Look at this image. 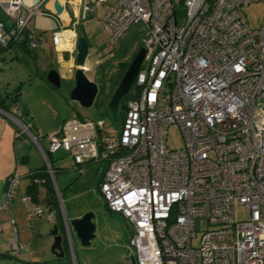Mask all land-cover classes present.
I'll list each match as a JSON object with an SVG mask.
<instances>
[{"label": "built area", "instance_id": "1", "mask_svg": "<svg viewBox=\"0 0 264 264\" xmlns=\"http://www.w3.org/2000/svg\"><path fill=\"white\" fill-rule=\"evenodd\" d=\"M96 2L111 42L132 24L146 27L137 94L125 102L118 131L103 120L73 119L46 137L47 150L38 145L51 181L49 156L60 150L73 168L105 161L98 189L108 210L131 226L135 264H264V24L250 27L243 13L264 0ZM3 9L11 23L0 20L5 47L38 11L21 0ZM58 34L51 35L55 47ZM47 43L28 35L32 50ZM170 127L181 132L178 151L166 145ZM19 181L9 177L1 210L16 198ZM23 202L33 204L30 214L44 215L30 195ZM237 203L247 219H235ZM12 247L19 250L16 239Z\"/></svg>", "mask_w": 264, "mask_h": 264}, {"label": "rangeland", "instance_id": "2", "mask_svg": "<svg viewBox=\"0 0 264 264\" xmlns=\"http://www.w3.org/2000/svg\"><path fill=\"white\" fill-rule=\"evenodd\" d=\"M178 2L179 0L176 2L177 7H179ZM89 5L93 7L95 20L91 23L93 29L91 39L87 40L90 47L91 70L85 75L96 84L98 89L90 107L84 108L70 99V93L74 87L73 79L60 78L58 88L47 81L48 73L55 69L49 55L36 51L37 57L35 58L31 52L23 53V51L14 49L0 52V75L1 78L3 76L0 80V96H4L6 101H9L6 97L15 99L12 104L18 111L16 112L17 118L28 131V133H22L21 139L29 140L26 146L29 148L28 155H30V165H33V168L46 166V160L38 145L47 150L46 137L58 132L61 125L67 121L87 119L95 123L103 120L113 130L118 131L121 128L123 118L121 102L117 112L118 122H113L108 115L107 104L127 68L138 52L144 48L146 27L143 23L132 24L119 38L111 42L99 22L103 15V7L95 4ZM243 13L250 27L259 28L264 24V2L244 6ZM38 18L40 17H36L34 21ZM32 24L30 23L28 29H31ZM95 61L98 62L97 65ZM134 90L135 85L133 84L128 93L133 94ZM17 126L21 131L22 128ZM166 145L169 150L173 151L183 148V138L177 128H169ZM49 161L54 176V182H51L54 191L56 193L58 191L60 196L58 206L62 217L64 214L71 220L73 217L81 218L91 213L93 216L91 221L95 227L94 237L90 244L82 246L75 234L73 237L70 236V226H67L69 234L68 236L65 234L73 253V259L68 254L66 259L58 262L74 264V259H76V264H132L133 249L129 243L131 226L121 215L113 214L108 210L98 189L99 177L106 166L105 161H90L80 165L79 168H73L71 157L62 150L50 155ZM49 177L51 180L50 175ZM26 183V180H22L21 191L26 187ZM43 197L44 190L40 187L39 199L44 215L38 217L31 213V219L27 220V228L30 226L33 230L35 229L33 236L30 228L26 234L32 245L39 243L37 232L39 225L42 226V234L51 240V245L53 243L50 231L55 224L47 219L48 212L42 201ZM32 206L33 204H29L25 207L27 213L31 211ZM248 216V212L240 204L237 203L234 206V217L237 221L245 220ZM65 223H67L66 220ZM202 227L201 225L198 228V236L193 239V245L199 243ZM58 234H63L62 228H59ZM25 247L21 249L20 256L18 254L16 258L21 259L22 264H36L27 253L28 246Z\"/></svg>", "mask_w": 264, "mask_h": 264}, {"label": "crops", "instance_id": "3", "mask_svg": "<svg viewBox=\"0 0 264 264\" xmlns=\"http://www.w3.org/2000/svg\"><path fill=\"white\" fill-rule=\"evenodd\" d=\"M7 1L8 0H0V20L6 28L11 26L10 19L3 9V4ZM54 1L55 0H21L24 8H37L38 11V14L33 16L27 22L25 30L28 35H43L48 38V43L45 47H38L34 49L32 53L35 58L37 57L36 51L49 55L51 57V63L55 66V69L53 70L58 71L60 78L69 79L70 71L68 68H71L72 61L65 64L63 62L64 53L69 52L72 57L73 46L76 38L82 37L87 42L88 38L92 36L93 29L91 23L95 20V17L93 15V7L91 8L89 4L102 5L98 4L96 0H58L59 5L63 8L62 11L57 13L54 8ZM104 16L105 10L103 7V15L99 21L102 28ZM36 17L40 18H38L37 21H34ZM30 23L32 26L31 29H28ZM57 32L59 33L58 36L60 44L55 47L51 42V35ZM66 34L68 38H66ZM87 44L89 43L87 42ZM10 49L21 51L16 45ZM90 57V47L88 45L85 73L90 72L91 70ZM97 64L98 62L95 61V65ZM2 78L0 75V80H2ZM9 99H11V97H9ZM16 112L18 111L14 105L9 106V112L0 109V204L4 199L9 177L16 174L20 178L16 198L10 203L8 210L0 209V264H22V261H20L21 259H17L16 256L18 254L20 256L22 251L21 249L26 248V245L28 246L27 253L34 263L64 264L63 262L58 261L66 259L68 254H70L73 259V253L71 252V248L66 237V234L67 236L69 234L67 229V226H69L67 223L69 221L66 219L64 214L62 217L63 258H55L50 253L51 240H48V238L42 234V226L39 225L37 230L39 237L38 244L32 245L29 236L27 237L26 235L28 228H30V233L33 236L35 234V229L33 230V227L30 226L27 228V220L31 219V214L30 210L28 213L25 210V207H28L29 205L23 202V197L27 194V186L31 181L29 177L31 172L40 168H33V165H30V155H28L29 148L26 146L29 140L21 139L23 135L22 133H28V131L26 127L21 125ZM17 125L22 128L21 131ZM22 180H26L27 183L24 190L21 191L20 185ZM39 190L40 187L38 188V191ZM38 203L40 204V201ZM73 219H77V217H73ZM65 220L67 223H65ZM12 221L14 222V225L11 224ZM52 223L55 224L54 221H52ZM69 232L70 236L73 237L74 232L71 227L69 228ZM14 239L17 240L18 245L21 244L18 251L13 250L12 241ZM75 262L76 259H74L73 263L76 264Z\"/></svg>", "mask_w": 264, "mask_h": 264}, {"label": "water", "instance_id": "4", "mask_svg": "<svg viewBox=\"0 0 264 264\" xmlns=\"http://www.w3.org/2000/svg\"><path fill=\"white\" fill-rule=\"evenodd\" d=\"M54 8L57 13L62 11V6L59 5L58 0L54 1ZM73 56H70L69 52H65L63 56V62L65 64L72 61L69 79L74 80V87L70 93V99L78 102L82 107L88 108L93 104V101L98 92L95 83L91 82L85 75V63L88 56V44L82 37L76 38L73 46ZM144 58V48L141 49L136 57L133 59L129 67L127 68L124 76L118 84L115 92L111 96L107 104V112L113 122H118V108L123 97L127 95L131 86L133 85L135 76L142 64ZM47 81L58 88L60 86V76L57 70H51L47 75ZM92 214L87 213L81 218L73 219L68 222L72 231L80 241L82 246H88L90 241L94 237L95 227L92 223ZM50 235L53 238V243L50 247V253L55 258H63L64 252L62 247L63 236L58 234V228L56 225L50 231ZM132 264H135L134 258L131 257Z\"/></svg>", "mask_w": 264, "mask_h": 264}, {"label": "trees", "instance_id": "5", "mask_svg": "<svg viewBox=\"0 0 264 264\" xmlns=\"http://www.w3.org/2000/svg\"><path fill=\"white\" fill-rule=\"evenodd\" d=\"M6 43H8V44L5 47L0 46V52L8 50V49L12 48L14 45L19 47V49L21 51L26 52V53H30V52L32 53V51H33L28 46V33L26 30L23 31L21 37L18 38L16 41L7 39ZM19 87L20 86H18V88ZM136 94H137V91H136V87H135L134 93L133 94L127 93V95L124 97L123 101H121V107L124 108L125 102L129 99H134L136 97ZM6 99L8 100L9 98L6 97ZM9 100L10 101H6L4 96H0V109L1 110L9 112V106L13 105L12 103L15 102V99L11 98ZM29 177H30L31 181H30V184L27 186V192H26L27 195L31 196L34 203L39 202L40 200H39L38 188L41 187L44 190V197H43L42 201L44 203L46 210L48 212H54L53 221H54V223L58 229L62 228L63 223H62L61 212H60V209L58 206L57 197L55 195V191H54L52 182H51L50 177L46 171V166H44L43 168H40L36 171L31 172ZM100 177H99V180H100ZM33 179L41 180V184L40 185L33 184V182H32ZM66 219L68 221H71L68 218H66Z\"/></svg>", "mask_w": 264, "mask_h": 264}, {"label": "bare ground", "instance_id": "6", "mask_svg": "<svg viewBox=\"0 0 264 264\" xmlns=\"http://www.w3.org/2000/svg\"><path fill=\"white\" fill-rule=\"evenodd\" d=\"M66 38H68L67 34H66ZM59 44H60V40L58 41V46H59Z\"/></svg>", "mask_w": 264, "mask_h": 264}]
</instances>
